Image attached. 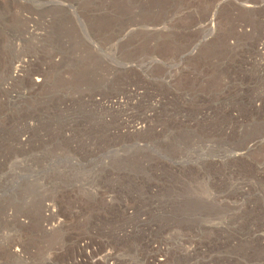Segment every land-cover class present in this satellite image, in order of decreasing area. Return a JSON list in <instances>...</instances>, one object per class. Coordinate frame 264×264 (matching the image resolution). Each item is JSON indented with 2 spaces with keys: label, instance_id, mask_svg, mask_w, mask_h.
I'll list each match as a JSON object with an SVG mask.
<instances>
[{
  "label": "rangeland",
  "instance_id": "374dc122",
  "mask_svg": "<svg viewBox=\"0 0 264 264\" xmlns=\"http://www.w3.org/2000/svg\"><path fill=\"white\" fill-rule=\"evenodd\" d=\"M0 264H264V0H0Z\"/></svg>",
  "mask_w": 264,
  "mask_h": 264
},
{
  "label": "bare ground",
  "instance_id": "6f19581e",
  "mask_svg": "<svg viewBox=\"0 0 264 264\" xmlns=\"http://www.w3.org/2000/svg\"><path fill=\"white\" fill-rule=\"evenodd\" d=\"M136 31V30H135ZM146 31H148V30H146ZM153 31V30H152ZM133 32V30H131V31H129V32H127L126 34H131ZM22 64H21V62H16V63H14V64H12L11 65V68L9 67V77L11 78V79H14V78H16L17 76H18V73H20V71H21V69H22ZM257 144H253V146H256ZM250 149H253V148H249V150ZM248 150V151H249ZM227 166V165H226Z\"/></svg>",
  "mask_w": 264,
  "mask_h": 264
}]
</instances>
